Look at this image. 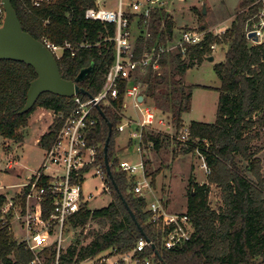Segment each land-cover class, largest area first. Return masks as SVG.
Returning <instances> with one entry per match:
<instances>
[{"label":"trees","instance_id":"obj_1","mask_svg":"<svg viewBox=\"0 0 264 264\" xmlns=\"http://www.w3.org/2000/svg\"><path fill=\"white\" fill-rule=\"evenodd\" d=\"M10 1L22 29L34 38L41 40L45 36L57 44L65 40L73 44H91L73 55L65 51L56 58V62L62 77L69 80H73L82 68L91 66L84 79L78 82L86 93L78 96L87 99L89 95L97 94L115 58V42L106 39L114 36L115 25L85 18V10L95 6L96 0H52L40 6H34L32 0ZM254 1L240 0L235 19L221 35H215L205 27L197 28L205 32L203 40L199 44L188 45L185 54L172 56L174 70L168 76L160 71L168 63L165 57L159 60V68H149L137 75L145 98H153L158 109L171 111V121L177 131L183 125L182 115L190 110L191 87L184 84L183 72L213 54L210 44L227 47L223 60L214 65L220 80L215 121H190L189 146L179 148L184 152H193L197 148L203 155L210 169L208 182L220 190L219 207L214 209L209 205V183L199 184L190 180L184 212L193 224L191 239L172 250L159 248L154 230L147 223V200L130 191L132 179L130 181L126 173L117 168L118 160L113 157L114 138L119 133L116 127L121 120L117 110L125 103L127 84L126 80L119 79L117 97L110 104H100L105 118L94 109L98 122L89 136L90 142L98 145L96 163L101 165L106 176L111 201L96 209L83 206L69 217L70 227L84 229L86 224L93 222L98 228L86 232V237H91L88 243L70 244L63 249L59 264H79L111 247H132L142 236L137 223L144 236L158 247L159 256L154 254L156 264H264V177L261 163L255 157L258 149L252 147L256 139L253 129L264 126V42L252 44L247 36L248 19L258 9ZM127 17L131 25L139 23L137 15L128 13ZM151 19L153 37L159 35L162 41L172 38L175 23L165 8L154 9ZM141 42L142 38L138 36L134 57L141 53ZM35 77L36 72L31 65L10 59L0 60V137L13 143L22 142L20 130L27 125L30 114L36 108L53 110L55 118L39 139V145L47 149L60 129L63 117L71 109L73 99L44 92L29 111L20 113L29 83ZM108 122L112 126L108 144L112 178L106 173L103 157ZM143 136L144 142H151L156 151L170 139L176 143V135L170 136L162 131H145ZM144 165L148 168L145 160ZM155 173L150 174L146 170L151 184ZM26 193L27 187H24L14 195V199L23 205ZM5 201V195L0 194V208ZM50 208L45 201V218ZM43 252L54 258L55 244L51 243ZM32 256L24 242L15 240L7 228L0 225V264H29Z\"/></svg>","mask_w":264,"mask_h":264},{"label":"built area","instance_id":"obj_2","mask_svg":"<svg viewBox=\"0 0 264 264\" xmlns=\"http://www.w3.org/2000/svg\"><path fill=\"white\" fill-rule=\"evenodd\" d=\"M52 0H32L34 6L50 3ZM162 8L154 0L132 1L124 6L123 0H117L116 8L96 5L85 10V18L96 20L103 24H114L113 37L106 39L115 42V58L109 67L101 90L87 99H81L78 95L72 97L73 104L69 112L63 117V121L55 138L47 149L40 166L32 173L28 180L20 186L27 187L24 204L22 205L13 197H10L1 206L0 225L7 228L8 232L17 241L24 242L33 256L29 264H59V256L66 247L65 229L68 226L69 217L78 212L83 206L90 209L89 202L101 196L98 192L84 191V183L89 176H96L102 180V189L108 190L105 183L106 176L99 163H96V143L90 142L89 136L97 125V117L93 113L100 104H110L118 95V80L127 81L124 94L123 107L117 110L121 120L116 129L119 133L127 131L129 139L135 144V150L142 154L145 147L143 135L145 129L155 121L165 124L152 106L137 100L138 95L143 94V87L137 75L145 73L149 68L157 69L159 60L166 53L185 54L188 45L199 44L204 38V31L194 27L181 28L179 32L173 29L171 39L162 41L159 35L152 36V13L154 9ZM264 9V8H263ZM128 13L137 15L139 23L136 28L142 38L141 53L134 57L136 37L131 32L134 27L129 23ZM259 14V21L264 20V10ZM4 17L3 2L0 0V21ZM47 22V21H46ZM256 28V27H255ZM258 31V29H256ZM225 30L219 29L216 35H221ZM135 38V39H134ZM51 51L53 56L59 58L65 51L73 55L78 49L90 47L87 42L71 43L65 40L57 44L43 36L40 40ZM212 52L216 49V43L210 44ZM131 100V106L137 111L136 117L123 113ZM145 99V97H144ZM166 126L170 129L171 126ZM168 130L165 132L167 133ZM172 135H176V143L179 147L187 148L190 142L188 125H182L177 131L174 128ZM151 146L149 142L147 144ZM144 150V149H143ZM200 157L204 173L209 174L210 169L203 155L196 148L194 150ZM117 168L126 173L132 184L130 191L147 200L146 210L149 213L147 223L150 224L157 237L159 248L172 250L182 246L191 239L194 231L192 221L185 212H170L160 198L154 195L150 177L146 175V168L142 158L131 163L126 159H118ZM140 172L139 176L136 173ZM43 180V182H41ZM264 193V189H263ZM50 205L48 217L43 215V203ZM264 208V206H263ZM15 225L23 233L15 235ZM51 243L55 244V256L50 258L43 250ZM154 244L150 239L140 236L130 248H108L94 257H90L79 264H156L154 258ZM156 249L158 247L154 244Z\"/></svg>","mask_w":264,"mask_h":264},{"label":"rangeland","instance_id":"obj_3","mask_svg":"<svg viewBox=\"0 0 264 264\" xmlns=\"http://www.w3.org/2000/svg\"><path fill=\"white\" fill-rule=\"evenodd\" d=\"M132 1L137 0H123L124 6L129 5ZM140 1V0H138ZM157 5L165 8L167 13L173 17L175 26L174 30L179 32L181 28L185 27H205L206 30L211 31L213 34L218 33L221 27L227 29L231 22L235 19V14L239 11L238 5L240 0H154ZM254 4L258 5V9L248 19V31H257L259 34L258 41L251 38V43L256 44L264 42V20L259 21V12L264 9V0H255ZM117 0H100V6L116 8ZM203 6L205 7V13H203ZM248 14L250 12H247ZM134 27L131 28V32L134 37H138L139 30ZM256 27V28H255ZM224 29V30H225ZM222 31V29H221ZM215 34V35H216ZM135 39V38H134ZM226 46L216 45V49L213 52L214 60H203L200 64L196 63L194 66L186 69L183 72V82L185 85L191 87V99L190 110L182 115L183 125H188L190 121H204L214 122L216 118V108L218 102L220 86V80L214 71V65L221 62L226 52ZM175 54V51L165 54L168 63L165 69L160 71L166 76L173 69L171 58ZM159 68V67H158ZM155 70V69H153ZM144 94V93H143ZM127 107L124 108L123 113L127 116L136 117L137 111L131 106V100L127 99ZM144 104L152 106L157 111L159 116L164 120L165 124H160L155 121L152 125L145 129L147 132L157 131L165 132L166 126L169 125L171 129L169 132L174 131V125L171 121V111L161 110L155 106L153 98L146 97ZM55 118V112L53 110L36 108L29 116L28 123L25 127L21 128L20 132L23 135V141L20 143H13L2 137H0V194H4L7 199L17 195L21 190L20 184L26 182L30 174L40 166L44 149L39 145V139L41 135L46 131L47 125H49ZM127 132V131H126ZM253 135H256V139L252 142V147L258 149L257 157L261 163V172L264 177V126L256 127L252 131ZM126 137H129L128 132ZM120 133L116 134L114 138V156L117 160L120 158L122 151L126 147L119 138ZM128 140V139H127ZM130 147L128 148L129 154L122 156L121 158L130 161L131 163L138 162L141 158L148 155L149 164L146 168L147 173H155L156 186L152 184L153 191L165 208L170 212H184L186 210L187 195L189 189L190 180L196 182L209 183L208 175L204 173L200 167V157L193 152H184L179 148V145L175 144L174 152L170 151V147L167 149L154 150L152 145L148 146L145 143V147L142 149V154L135 150V144L128 140ZM151 143V142H150ZM167 150V151H166ZM141 173L137 172L136 176ZM202 181V182H201ZM85 192H92V194L100 193L101 196L90 200L89 206L91 209H96L107 205L111 201L110 189H102V180L96 176L87 177L84 185ZM208 202L211 208L217 209L221 204L220 190L219 188L209 183ZM6 199V200H7ZM16 226V225H15ZM98 228L93 222L86 224L84 229L81 227H68L65 229V235L68 236L66 242L63 244L67 247L70 244H76L77 246L88 243L91 237H86L88 230ZM17 229V228H16ZM15 229V235L21 236L23 233L21 230Z\"/></svg>","mask_w":264,"mask_h":264},{"label":"water","instance_id":"obj_4","mask_svg":"<svg viewBox=\"0 0 264 264\" xmlns=\"http://www.w3.org/2000/svg\"><path fill=\"white\" fill-rule=\"evenodd\" d=\"M2 2L4 17L2 21H0V60L10 59L21 61L25 64L31 65L36 72V77L29 83L25 104L19 112L24 113L29 111L34 106L38 97L44 92H50L67 98L78 95L79 93H86L83 88L79 87L78 82L84 79L87 72L91 69V66L82 68L73 80L63 78L59 71L56 59L51 51L42 43V41L34 38L22 29L11 1L2 0ZM202 12H206L204 6ZM201 28H203V26ZM247 36L253 38L255 41H258L259 39L257 31L248 32ZM205 60L212 61L214 60V56H207ZM144 97V94H140L138 95L137 100L142 102ZM97 110L99 114L105 118L104 112L99 106H97ZM111 132L112 126L108 122V135L103 146V157L106 173L110 178H112V172L108 160V144ZM112 182L114 184V181ZM114 186L117 188L115 184ZM123 202L131 217L135 219L134 213L128 207L127 202H125V200H123ZM137 226L142 236L145 237L140 224L137 223ZM152 248L154 249L155 254L159 256L158 250L154 244H152Z\"/></svg>","mask_w":264,"mask_h":264},{"label":"crops","instance_id":"obj_5","mask_svg":"<svg viewBox=\"0 0 264 264\" xmlns=\"http://www.w3.org/2000/svg\"><path fill=\"white\" fill-rule=\"evenodd\" d=\"M99 3H100V0H99ZM220 29L224 30L225 27H221ZM212 55H213V54H212ZM203 122H204V121H203ZM189 123H190V122H189ZM47 126H48V125H47ZM170 129H171V128H170ZM170 129H169V130H170ZM167 130H168V129H167ZM44 132H45V131H44ZM125 133H127V132L124 131V132L120 133V136H119V138H121V141H120V142H122L124 145H126V147H124L123 150H121L120 147H119V150H120V152L122 151V154H121L120 158H118V159H123V158H121L122 156H125V155L127 156V155L129 154V153H128V152H129L128 148L130 147V144H131V143H128V140L130 141V139H129V137H126L127 134L125 135ZM128 134H129V133H128ZM167 134L170 135V136H172V132H169V131H168ZM127 139H128V140H127ZM175 144H176V143L174 142V140H173V139H172V140L170 139V140H168V141L165 142V145L163 146L162 149H163V150H164V149H167V150H168V147H170V151L173 150L172 152H174V150L176 151V149H175V147H176ZM179 148H180V147H179ZM179 148H178V149H179ZM167 150H166V151H167ZM115 158H116V157H115ZM116 159H117V158H116ZM144 159H145V161H147V167H148V165L150 164V163H149V157H148V155H146V156L144 157ZM150 165H151V164H150ZM30 175H31V174H30ZM30 175H29V176H30ZM154 179H155V178H154ZM195 182H196V181H195ZM201 182H202V181H201ZM197 183H198V182H197ZM199 184H200V183H199ZM153 185L156 186V181H155V180H154ZM154 195L157 196V195L155 194V190H154ZM150 198H151V195H149L146 199H150ZM16 228L19 229L17 225L15 226L14 229H16ZM17 229H16V230H17ZM19 230H20V229H19ZM16 236H17V235H16ZM12 237L15 239V237H14L13 235H12ZM15 240H16V239H15Z\"/></svg>","mask_w":264,"mask_h":264}]
</instances>
